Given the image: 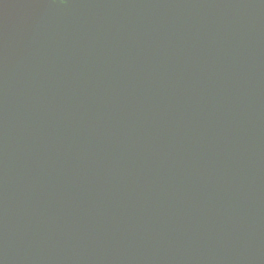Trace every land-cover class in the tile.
Segmentation results:
<instances>
[{"label":"water","instance_id":"obj_1","mask_svg":"<svg viewBox=\"0 0 264 264\" xmlns=\"http://www.w3.org/2000/svg\"><path fill=\"white\" fill-rule=\"evenodd\" d=\"M0 264H264V0H0Z\"/></svg>","mask_w":264,"mask_h":264}]
</instances>
